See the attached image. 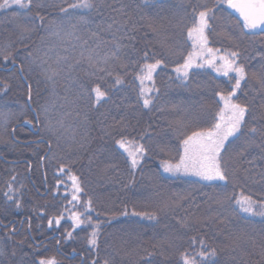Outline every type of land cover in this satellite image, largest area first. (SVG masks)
Here are the masks:
<instances>
[{"label": "trees", "instance_id": "obj_1", "mask_svg": "<svg viewBox=\"0 0 264 264\" xmlns=\"http://www.w3.org/2000/svg\"><path fill=\"white\" fill-rule=\"evenodd\" d=\"M80 2L32 0L25 9H0V116L15 120L5 130L0 126V264H39L53 247L56 255L47 258L58 264H183L185 254L209 264L198 254L212 250L211 264H264L255 250L264 256V218L236 204L242 195L264 204V111L258 106L264 76L254 85L248 78V66L264 63V44L254 38L264 33L243 29L216 0H92L90 9L71 7ZM205 7L214 10L206 32L210 47L238 53L236 63L246 73L233 99L249 109L243 135L222 153L227 187L167 176L161 168L179 161L187 135L216 122L219 94L234 83L233 75L220 78L208 67L190 69L187 80L175 71L193 51L187 30ZM168 23L173 27L161 31ZM156 60L163 63L144 108L137 76ZM53 72L58 75L48 79ZM9 74L25 99L15 105L5 100ZM97 86L106 93L99 103L92 91ZM28 124L33 135H18L31 132ZM121 139L145 149L133 171ZM12 150L17 157L9 156ZM61 168L81 188L74 203L69 192V202L60 197L66 185L57 176ZM74 214L84 221L79 228L66 220ZM93 232L95 245L89 243ZM228 232L232 249L223 241Z\"/></svg>", "mask_w": 264, "mask_h": 264}, {"label": "snow or ice", "instance_id": "obj_2", "mask_svg": "<svg viewBox=\"0 0 264 264\" xmlns=\"http://www.w3.org/2000/svg\"><path fill=\"white\" fill-rule=\"evenodd\" d=\"M145 2H147V0H145ZM31 3L32 0H2L0 9L10 8L14 5L18 6L20 9H25L30 7ZM221 4H226L228 8L239 13L243 21V29L249 32H253L257 29L264 30V0H216L217 7ZM71 7L90 9L93 7V2L92 0H81L79 4H73ZM62 11L67 10L62 9ZM210 13L214 15V10L205 7L204 10L199 11L196 15L192 27L187 30V39L192 41L193 51L188 54L184 63L177 67L175 71L182 75L184 80H187L190 69L203 68L207 65L223 76H228L230 72H234L236 74L234 83L231 91L227 95L222 93L219 94V99L223 102V108L217 113L216 122L210 128L194 130L190 135H187L181 143L182 155L180 156L179 162L177 164H164L163 170L171 175H191L210 184L218 182L217 186L227 187L230 176L222 153L226 151L225 144L230 137H236L238 139V134L243 135L242 128L245 126V116L249 109L246 105L234 102L232 98L236 96L237 90L241 89V82L246 79V73L244 67L236 63L238 53L231 52L225 55H218L219 49L214 50L208 46L206 30L209 28ZM87 59L90 64L93 62V57L91 55H89ZM217 60L221 62L219 67H217ZM162 63L161 60H156L155 63H145L140 69L137 79L141 84L140 92L142 97H144L146 93L152 91V89L145 87V81H152L153 73L157 68L161 67ZM55 75H58V73L53 72L51 76H48V79H52ZM122 82L123 81L119 77L115 81L117 85ZM92 91L95 93L97 103L106 96V93L102 91L99 86L92 89ZM29 98H31L30 86ZM143 102L144 107H148L150 99L144 98ZM248 131L252 134H256L257 129L252 127L249 128ZM117 144L128 153V156L131 158V166L135 168L145 152L143 145L130 148L128 142L124 139L117 141ZM60 171L63 172V168H61ZM71 179L74 193H79L81 188L77 178L73 176ZM72 200L78 201V196L73 194ZM236 204L239 210L248 216H260L264 218V204L257 206V202L253 201L251 197L242 195L236 200ZM90 206L91 201L89 200L86 210L90 211ZM133 215H136V213H133ZM72 218L76 226L84 222L81 220L79 214H74ZM148 218L154 219L155 217L149 216ZM51 223L52 221H49V224ZM56 223L59 224V220H57ZM69 236H71V233H69ZM92 236L93 238L89 243L95 245L96 233L93 232ZM201 243L203 244V242ZM198 255L201 256L204 261H209V264H211L209 258L215 257L216 253L215 250H212L207 256H205L203 252H200ZM181 260L183 264H197L194 258H189L186 254L182 255ZM39 264H58V262L52 257L40 259Z\"/></svg>", "mask_w": 264, "mask_h": 264}, {"label": "rangeland", "instance_id": "obj_3", "mask_svg": "<svg viewBox=\"0 0 264 264\" xmlns=\"http://www.w3.org/2000/svg\"><path fill=\"white\" fill-rule=\"evenodd\" d=\"M15 6V5H14ZM13 6V7H14ZM16 7V6H15ZM226 7H227V5H226ZM165 14V13H164ZM196 18V17H195ZM195 18H194V20H195ZM164 19V18H163ZM162 19V20H163ZM165 22H167V21H165ZM164 22V23H165ZM171 27H173V26H170L169 25V23L167 24V25H165V26H163L162 28H161V31H165V29H171ZM187 27V26H186ZM190 27H192V23L189 25V28ZM216 31L217 32H219V30L218 29H216ZM206 32H207V30H206ZM254 38H256V41L258 42V43H261V44H264V35H259V36H255ZM186 39H187V36H186ZM187 42L189 43V44H191L192 45V41H190V40H188L187 39ZM208 46L210 47V44H209V42H208ZM214 49V48H213ZM215 50V49H214ZM218 55H222V54H220V52H218ZM217 67H219L220 66V64H221V62L219 61V60H217ZM205 68H207L208 66L207 65H205L204 66ZM208 69L210 70V71H212L216 76H218V77H220V78H228L229 76H232L233 75V77L235 78V73L234 72H230L229 73V75L228 76H223V75H221V74H219V73H217V71H215L213 68H210V67H208ZM262 69H264V63L263 64H259V65H257V64H254V65H252V67H249L248 66V78H249V80H250V82H251V84H255L254 83V80H257L258 78H261V76H264V73H263V71H262ZM153 75H154V73H153ZM11 80H12V75H5L4 76V83H6V88L4 89V91H5V93H6V95H5V100H7V101H9V102H11L12 104H10V105H15V104H17V102L19 101V100H25L24 98H23V96H22V89L20 88V85L18 84V82H12L11 83ZM153 80V79H152ZM246 82V81H245ZM5 86V85H4ZM145 87H147V88H150V89H152V81H145ZM140 89H141V86H140ZM152 93V91H150V92H148V93H146L145 94V96L144 97H142L141 96V92H140V99H141V103H142V105H143V107H144V98H149V96H150V94ZM232 99H234V97L232 98ZM14 101H16V103H13ZM234 101V100H233ZM219 103H220V110L223 108V102L222 101H220V99H219ZM258 106L260 107L259 109H261L262 111H264V89H263V93H262V99H261V101L258 103ZM144 108H147V107H144ZM7 112H9V111H7ZM13 112V111H12ZM11 112V113H12ZM14 119L12 120V121H10V116H9V114H7V115H5V114H3V116L1 115L0 116V126H1V128H3V130H5L7 127H8V124L9 123H14ZM29 122V121H28ZM13 126V125H12ZM12 126H10L9 128H8V131H7V134L8 133H10V129L12 128ZM28 126L31 128V132L30 131H26V130H18V132H17V134L18 135H33V133H32V131H34V127H32L30 124H28ZM34 128V129H33ZM1 130V129H0ZM35 132V131H34ZM30 137V136H29ZM233 137H230L229 138V140L228 141H230L231 139H232ZM31 139H33V138H31ZM34 139H35V137H34ZM227 141V142H228ZM227 142H226V144H227ZM226 144H225V146H226ZM123 151V154H125V156H126V158H127V160H128V165H129V167H130V169L133 171V169L135 170L136 168H137V166L139 165H137L135 168H133L132 166H131V158L128 156V153L127 152H125L124 150H122ZM17 151L16 150H12V152H11V155L9 154V156H13V157H17L18 156V153H16ZM30 154V153H29ZM28 154V156H30L31 157V155H29ZM31 159V158H30ZM141 159H142V157L140 158V161H141ZM35 161H36V159H35ZM40 161H39V159L37 160V164L39 163ZM179 162V161H178ZM178 162H175V163H168V164H177ZM140 163V162H139ZM163 165L164 164H162L161 165V168H162V172L164 173V174H166L167 176H183V175H181V174H177V175H171V174H169V173H166L164 170H163ZM16 172V171H15ZM59 172V174H57V176L58 177H61L62 178V181H63V183H65L66 185L63 187V188H65V191H60L59 192V194H60V197H61V199L63 198V197H66V201L67 202H69V199H71L70 197H69V193L71 194V196L73 195V194H76L78 197H79V195H80V193H81V191L79 192V193H74V188H73V185H72V179H71V177H73V176H71V175H69V174H66L65 175V173H64V171L63 172H61L60 170L58 171ZM36 177H35V182H36V184L39 186V187H41V189H42V181H41V179H40V174L39 173H37V175H35ZM78 181V180H77ZM59 186L62 188V185L61 184H59ZM67 191V192H66ZM69 192V193H68ZM69 203H74V200H72L71 199V201L69 202ZM73 215L72 216H69V217H67V221H68V223H70V224H72L75 228H79L80 227V225L79 226H76V224L74 223V221H73ZM70 218V221L68 220ZM57 220H59V224H57L56 223V221ZM62 222V219L61 218H58V219H56L55 221H54V226L56 227H58L59 225H60V223ZM220 225H222V223L220 224ZM61 227H64L65 228V226L63 225V226H61ZM60 233H62V235L65 233V232H63V231H59ZM229 232H231V231H229ZM226 233L225 235H224V237H223V241H230V243H229V247L232 249V245H235V244H231V241L234 239L233 237H232V235H233V232H231L232 233V235L230 234V233ZM67 234V233H66ZM67 236V235H66ZM245 243H249V251H251V250H253V248L254 247H252V242L251 241H249V242H244V244ZM231 245V246H230ZM255 248H256V246H255ZM55 249V250H54ZM255 250H257V254L260 256V258H263L264 256H262V255H260V253H259V251H258V248L257 249H255ZM55 252H56V248H54L53 247V249H51V250H49L48 252H43V256H45L46 258L47 257H50V256H54V255H56L55 254ZM252 253V252H251ZM66 261V263L68 264V263H74V262H68V260H65Z\"/></svg>", "mask_w": 264, "mask_h": 264}, {"label": "water", "instance_id": "obj_4", "mask_svg": "<svg viewBox=\"0 0 264 264\" xmlns=\"http://www.w3.org/2000/svg\"><path fill=\"white\" fill-rule=\"evenodd\" d=\"M228 10L236 19H238L239 21L243 23L242 19L239 16V13H237L235 10L230 9V8H228ZM255 31H258L259 33H264V30H260V29H257Z\"/></svg>", "mask_w": 264, "mask_h": 264}]
</instances>
